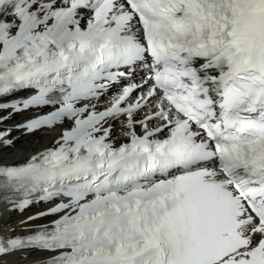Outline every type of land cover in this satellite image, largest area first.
I'll use <instances>...</instances> for the list:
<instances>
[{
	"label": "snow or ice",
	"instance_id": "1",
	"mask_svg": "<svg viewBox=\"0 0 264 264\" xmlns=\"http://www.w3.org/2000/svg\"><path fill=\"white\" fill-rule=\"evenodd\" d=\"M9 108L60 131L0 157V201L51 217L0 264H264V0H0Z\"/></svg>",
	"mask_w": 264,
	"mask_h": 264
},
{
	"label": "bare ground",
	"instance_id": "2",
	"mask_svg": "<svg viewBox=\"0 0 264 264\" xmlns=\"http://www.w3.org/2000/svg\"><path fill=\"white\" fill-rule=\"evenodd\" d=\"M9 121L4 123V126L0 124V130L3 131L7 129L9 125ZM19 132H13L10 137H15L14 143L11 146L4 147L3 144H0V157H2L5 161H11L18 159L24 155L32 154L36 150L43 148L48 145L53 137H55V133L51 130L41 131L32 135H20ZM48 206L37 207L34 209L27 210L25 213L17 214V213H9L0 217V229L5 228H13V227H22L32 222L22 223V221H26V218L32 214L37 213L38 211L44 210ZM51 218L41 219V222H47Z\"/></svg>",
	"mask_w": 264,
	"mask_h": 264
}]
</instances>
